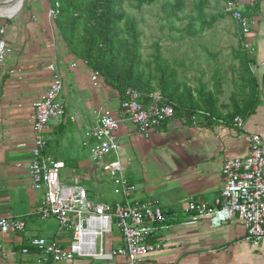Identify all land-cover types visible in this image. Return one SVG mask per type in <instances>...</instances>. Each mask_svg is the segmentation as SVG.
<instances>
[{
  "label": "crops",
  "instance_id": "obj_1",
  "mask_svg": "<svg viewBox=\"0 0 264 264\" xmlns=\"http://www.w3.org/2000/svg\"><path fill=\"white\" fill-rule=\"evenodd\" d=\"M227 1L223 0V12ZM241 4L244 16L253 23L250 35L241 38L237 25L228 16L222 23L232 24L241 48L243 39L254 50L248 54L257 84V104L252 113L241 117L242 128L235 126L236 116L228 118L232 112L231 92L228 107L218 105L226 119L210 121L204 115H196L186 122L178 114L148 138L121 117L118 93L107 88L100 78L93 82L94 71L70 54L55 21L48 18L51 2L33 0L13 17L0 18L9 50L0 65V218L25 223L22 233L0 236V264H38L40 251L29 246L31 239L57 237L66 248L72 238L71 234H59L54 218L38 217L36 210L44 191L32 189L29 181L33 104L50 85L51 64L58 67L62 76L60 99L68 116L49 125L47 152L64 164L68 181L77 180L90 197L105 201V183L98 181L94 161L87 160L84 150L90 149L91 154L88 130L100 112L108 109L121 120L118 158L137 186L134 196L157 204L168 213L170 227L158 235L161 248L147 254L142 264H263L264 240L258 246L245 242L247 230L239 220L215 227L206 218L188 222L184 214L189 203L206 202L213 206L223 188L224 163L246 157L252 135L264 137V0H257L253 8L248 6V0H241ZM112 200L116 203L122 199ZM121 245L114 230L110 246ZM25 248L27 254L22 252ZM63 264H127V260L123 256L112 261L76 258Z\"/></svg>",
  "mask_w": 264,
  "mask_h": 264
},
{
  "label": "built area",
  "instance_id": "obj_2",
  "mask_svg": "<svg viewBox=\"0 0 264 264\" xmlns=\"http://www.w3.org/2000/svg\"><path fill=\"white\" fill-rule=\"evenodd\" d=\"M256 2L248 0V6L253 8ZM241 5V0H228L224 12L237 25L240 37L246 38L253 23L244 16ZM58 7L57 2L50 5L48 18L55 20ZM5 32V26L0 25V65L9 52ZM241 46L246 52L254 53L246 40L241 39ZM48 72L50 85L33 104L31 131L34 139L28 167L29 181L32 189L44 191L36 210L38 217L41 220L54 218L59 224V234H71L72 238L66 248L57 237L31 239L29 246L40 251L38 264H63L76 258L112 261L117 256L125 257L127 264H142L147 254L161 248L158 235L170 227L168 213L163 207L134 196L137 186L130 181L118 158L121 144L117 133L121 120L108 109L100 112L87 137L92 142L91 156L98 181L112 184L114 195L122 200L114 204L94 202L77 180L62 183L60 171L65 170V166L47 152L46 131L53 121L65 120L68 115L60 99L64 88L60 70L51 64ZM99 78L100 75L94 72L92 81ZM140 97L136 90L127 89L120 101V115L148 138L173 119L175 112L172 105L162 101L159 91L150 95L148 104L140 102ZM234 123L237 128H242L243 119L238 116ZM222 183L223 188L213 206L206 202L187 204L184 214L188 222L206 218L213 226L220 227L237 219L247 230L244 241L258 246L264 240V137L252 135L248 155L224 163ZM24 229L22 220L0 218V236L22 233ZM114 230L119 234L121 246L111 247L107 242ZM22 252L27 254L28 248ZM262 258L264 264V252Z\"/></svg>",
  "mask_w": 264,
  "mask_h": 264
},
{
  "label": "trees",
  "instance_id": "obj_3",
  "mask_svg": "<svg viewBox=\"0 0 264 264\" xmlns=\"http://www.w3.org/2000/svg\"><path fill=\"white\" fill-rule=\"evenodd\" d=\"M164 1L163 7L181 10L182 0H50L51 5L58 3L55 23L59 36L72 56L86 64L100 75L107 88L125 97L127 89L140 93V102L150 103V95L159 91L164 103L174 108L175 115L182 114L189 122L196 115L212 119H226L218 108L215 93L203 87L196 90L180 83L177 71L164 60L161 48L156 45L148 60L142 55V33L135 18L123 10L125 2L140 11L145 6ZM227 1V0H225ZM206 0H200L196 9L204 8ZM171 16L177 17L175 12ZM222 12L206 20L198 16L199 30L193 25L186 28L187 35L194 37L206 28L226 18ZM239 61V71L233 82L231 97L232 112L228 118L244 117L254 110L257 104V84L250 71L251 58L245 50L234 53Z\"/></svg>",
  "mask_w": 264,
  "mask_h": 264
},
{
  "label": "rangeland",
  "instance_id": "obj_4",
  "mask_svg": "<svg viewBox=\"0 0 264 264\" xmlns=\"http://www.w3.org/2000/svg\"><path fill=\"white\" fill-rule=\"evenodd\" d=\"M5 1L0 0V8L6 7ZM32 1L23 0L19 11ZM169 1L171 4L175 3V0ZM182 1L181 10L172 9L169 6L164 8V1L145 6L140 11L125 2L123 10L138 22V28L142 33V55L145 61L153 52V48L158 45L164 60L177 71L180 83L187 84L196 90H200L202 86L207 87L215 93L219 107H228V99L234 87L232 80L239 71V61L233 55L242 50L232 24L229 21L227 23L218 21L211 29L206 28L194 37H189L186 32L188 25H193L197 31L199 30L200 24L197 19L199 15L209 20L211 16L222 13L224 2L223 0H206L204 8L200 11L202 14H199L196 5L200 0ZM47 2L50 3V0ZM173 12L179 19L173 16L168 19L169 14ZM89 150L87 148L84 150L87 160L92 159ZM65 176L64 170H61L62 183L68 181ZM103 188V193L102 190L98 192L106 196L105 201L92 196L89 198L94 202L114 204L112 199L118 196L113 193V185L105 182ZM107 242L110 243V237H107Z\"/></svg>",
  "mask_w": 264,
  "mask_h": 264
},
{
  "label": "bare ground",
  "instance_id": "obj_5",
  "mask_svg": "<svg viewBox=\"0 0 264 264\" xmlns=\"http://www.w3.org/2000/svg\"><path fill=\"white\" fill-rule=\"evenodd\" d=\"M4 4L6 7L0 8V17H13L22 8L23 0H6Z\"/></svg>",
  "mask_w": 264,
  "mask_h": 264
}]
</instances>
